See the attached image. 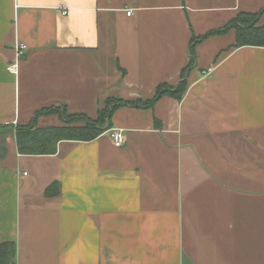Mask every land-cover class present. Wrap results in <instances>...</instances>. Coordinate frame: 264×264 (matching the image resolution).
<instances>
[{
  "label": "crops",
  "instance_id": "obj_1",
  "mask_svg": "<svg viewBox=\"0 0 264 264\" xmlns=\"http://www.w3.org/2000/svg\"><path fill=\"white\" fill-rule=\"evenodd\" d=\"M263 10L264 0H0V241L16 242L17 264H264V47H233L235 29L198 42L181 100L114 112L123 147L107 130L30 155L14 135L52 105L96 116L109 97L150 99L179 82L194 36ZM54 181L60 193L47 197Z\"/></svg>",
  "mask_w": 264,
  "mask_h": 264
},
{
  "label": "trees",
  "instance_id": "obj_2",
  "mask_svg": "<svg viewBox=\"0 0 264 264\" xmlns=\"http://www.w3.org/2000/svg\"><path fill=\"white\" fill-rule=\"evenodd\" d=\"M239 13L225 27L212 30L201 37H193L190 48V61L182 69L179 82L175 85L161 84L156 93L150 99H124L120 97H109L104 106L101 107L96 116L86 113H69L67 107L49 106L35 113V117L28 124H18L14 135L18 151L21 154H55L58 144L62 140L90 141L103 132L113 127L112 116L122 106H137L143 108L152 107L161 97L169 95L181 100L189 86V73L196 63L195 46L198 42L208 36L221 34L230 29L236 31V42L233 47L240 46H262L264 47V25L260 24L262 13ZM232 48L229 47L228 50ZM57 114L62 124L39 126L38 118L41 115ZM6 126V125H5ZM7 132L0 134L3 139ZM1 145H3L1 143ZM2 149V146H0ZM1 152V151H0ZM1 156V153H0ZM60 193V184L57 181L51 183L45 190L47 197H55ZM17 244L14 241H0V264L16 263Z\"/></svg>",
  "mask_w": 264,
  "mask_h": 264
},
{
  "label": "built area",
  "instance_id": "obj_3",
  "mask_svg": "<svg viewBox=\"0 0 264 264\" xmlns=\"http://www.w3.org/2000/svg\"><path fill=\"white\" fill-rule=\"evenodd\" d=\"M62 13L66 14L67 13V9L63 8L62 9ZM128 15L133 14L132 9H129L127 11ZM27 49V46L23 43H18L16 44V61L11 63L8 66V70L12 73H18L19 71V60L21 58V56L25 53ZM211 69H209L207 72H210ZM206 73V72H205ZM111 131V138L113 140V143L115 146L117 147H123L125 145L126 142V133L125 130L123 128H118V127H112L109 129ZM24 174L26 175L27 172H24Z\"/></svg>",
  "mask_w": 264,
  "mask_h": 264
},
{
  "label": "rangeland",
  "instance_id": "obj_4",
  "mask_svg": "<svg viewBox=\"0 0 264 264\" xmlns=\"http://www.w3.org/2000/svg\"><path fill=\"white\" fill-rule=\"evenodd\" d=\"M94 117V116H93Z\"/></svg>",
  "mask_w": 264,
  "mask_h": 264
}]
</instances>
